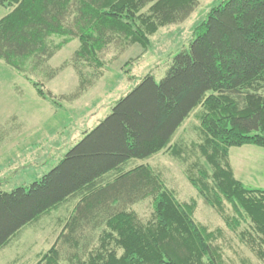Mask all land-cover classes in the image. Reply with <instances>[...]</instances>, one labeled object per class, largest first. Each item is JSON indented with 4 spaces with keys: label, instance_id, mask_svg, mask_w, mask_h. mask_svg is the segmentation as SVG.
Returning a JSON list of instances; mask_svg holds the SVG:
<instances>
[{
    "label": "trees",
    "instance_id": "1",
    "mask_svg": "<svg viewBox=\"0 0 264 264\" xmlns=\"http://www.w3.org/2000/svg\"><path fill=\"white\" fill-rule=\"evenodd\" d=\"M11 10L0 19V59L20 74L50 60L78 39L73 60L101 65L99 52L117 42L147 48L161 27L187 20L198 0H0ZM188 48L174 55L166 75L146 74L97 126L76 142L40 179L0 188V249L25 226L78 198L56 243L37 264H58L71 248L73 264H227L215 244L220 229L195 218L197 202L179 200L145 160L168 148L191 114L203 106V154L213 171L193 185L208 204L231 203L226 216L240 239L264 259V189L239 180L230 149L264 147V0H226L196 28ZM62 41L52 48L49 39ZM37 92L45 96L38 82ZM48 98L52 92L46 93ZM151 198L143 221L131 207ZM90 227L92 234L84 230ZM100 230L99 246H88ZM85 235L92 240L87 243ZM91 239V238H90ZM61 246V247H62Z\"/></svg>",
    "mask_w": 264,
    "mask_h": 264
},
{
    "label": "rangeland",
    "instance_id": "2",
    "mask_svg": "<svg viewBox=\"0 0 264 264\" xmlns=\"http://www.w3.org/2000/svg\"><path fill=\"white\" fill-rule=\"evenodd\" d=\"M225 1L198 0L197 8L187 20L161 27L150 36L147 48L138 43L127 47L117 42L108 45L99 52L101 65L81 62L77 70L73 56L80 45L78 39L63 45L43 64L35 66L33 58H29L26 74L18 73L0 59V186L12 190L29 185L24 181L28 178L26 174L34 170L29 169L32 164L47 160V166L48 160L56 162L146 74L152 73L161 80L174 55L188 48L196 37L197 26L213 7ZM10 10L11 7L0 4V19ZM49 40L52 48L62 41L55 36ZM33 82L40 84L45 96L39 95ZM48 92L54 96L48 98ZM203 112V106H199L168 148L134 165L128 164L127 168L146 164L179 200H195L196 220L209 230H221L215 244L221 247L227 264H264V259L240 239L238 231L246 226L237 231L227 224L226 216L237 215L231 203L224 200V209L208 204L191 181V176L201 177L200 169L213 171L201 149L205 142ZM230 163L236 177L246 186L264 189V147L252 144L231 147ZM77 201L78 198L61 205L21 229L0 249V264H37L39 254L57 242ZM131 209L143 221L149 220L153 215L151 198L134 204ZM84 230L87 235L92 234L89 226ZM99 234L100 230L93 240L84 236L87 243L92 240L89 252L99 246ZM58 245L63 252L58 264H73L68 257L71 248L66 244L63 247L61 242Z\"/></svg>",
    "mask_w": 264,
    "mask_h": 264
},
{
    "label": "crops",
    "instance_id": "3",
    "mask_svg": "<svg viewBox=\"0 0 264 264\" xmlns=\"http://www.w3.org/2000/svg\"><path fill=\"white\" fill-rule=\"evenodd\" d=\"M109 114V113H108ZM107 114V115H108ZM106 115V116H107ZM105 116V117H106ZM104 117V118H105ZM103 118H101V119H98V121L97 122H95V124L90 128V129H87V130H91L92 128H94L95 126H97L98 125V123L102 120ZM83 136V135H82ZM82 136L78 139V140H76L75 142H73V143H76V142H78L81 138H82ZM73 145V144H72ZM72 147V146H71ZM70 146L65 150L66 152L71 148ZM66 152H64L61 156H59V158L56 160V162H54V161H49L48 160V164H47V166H46V162H47V160H44V162L43 163H39V162H35L34 164H32V166H30V168L29 169H31V168H33L34 170L32 171V172H28V174H26L27 176H28V178H27V181H24V183H32L33 181H35V180H37V179H40L44 174H46L48 171H49V169H51L52 167H54L59 161H60V159L64 156V154L66 153ZM141 160H132V161H130L129 162V164H136L137 162H140ZM51 162H53V163H51ZM51 165H54V166H52L51 167ZM132 165V166H133ZM234 173H235V170H234ZM26 176V177H27ZM0 188L1 189H3L1 186H0Z\"/></svg>",
    "mask_w": 264,
    "mask_h": 264
}]
</instances>
